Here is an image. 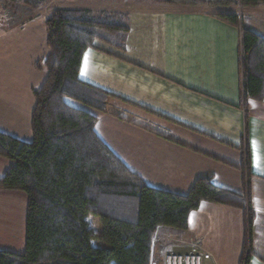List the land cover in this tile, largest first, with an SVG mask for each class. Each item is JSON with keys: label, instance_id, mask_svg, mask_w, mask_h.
Listing matches in <instances>:
<instances>
[{"label": "trees", "instance_id": "obj_1", "mask_svg": "<svg viewBox=\"0 0 264 264\" xmlns=\"http://www.w3.org/2000/svg\"><path fill=\"white\" fill-rule=\"evenodd\" d=\"M5 1L41 10L54 0ZM155 1L194 7L264 3ZM213 15L241 28L243 104L263 100L264 38L245 29L237 15ZM46 27L48 76L35 93L33 141L26 143L0 132V156L15 162L0 180V189L28 196L25 251H0V264H152L158 233L188 230L189 216L202 202L239 210L249 206L245 196L215 186L211 175L192 180L186 188L175 186L181 185L179 179H168L170 186L163 187L150 179L153 166L136 158L150 136V141L179 145L249 178V154L226 156L224 143L79 79L83 55L97 41L124 48L129 30L124 16L59 8L48 17ZM245 142L248 146L247 137ZM251 224L248 211L240 264L249 261Z\"/></svg>", "mask_w": 264, "mask_h": 264}, {"label": "crops", "instance_id": "obj_2", "mask_svg": "<svg viewBox=\"0 0 264 264\" xmlns=\"http://www.w3.org/2000/svg\"><path fill=\"white\" fill-rule=\"evenodd\" d=\"M59 8L120 14L129 29L123 49L97 41L85 51L82 82L224 143L226 156L249 154L247 178L227 164L147 137L136 158L153 166L150 179L163 187L170 186L168 179H179L181 185L175 186L186 188L192 180L211 175L215 186L246 194L250 206L239 210L202 202L190 214L188 230L158 233L152 264L169 251L185 253L194 245L211 254L205 264H240L248 211V264H264V99L243 104L241 28L213 15H237L245 29L264 38V3L238 9L155 0H54L31 10L0 0V132L26 143L33 141L35 93L48 76L46 22ZM14 166L0 156V180ZM27 214L25 192L0 189V251L24 253Z\"/></svg>", "mask_w": 264, "mask_h": 264}, {"label": "built area", "instance_id": "obj_3", "mask_svg": "<svg viewBox=\"0 0 264 264\" xmlns=\"http://www.w3.org/2000/svg\"><path fill=\"white\" fill-rule=\"evenodd\" d=\"M240 8V2H237ZM249 207V206H247ZM212 256L207 251L194 245V247L185 253L169 251L165 254L163 264H205L211 261Z\"/></svg>", "mask_w": 264, "mask_h": 264}, {"label": "rangeland", "instance_id": "obj_4", "mask_svg": "<svg viewBox=\"0 0 264 264\" xmlns=\"http://www.w3.org/2000/svg\"><path fill=\"white\" fill-rule=\"evenodd\" d=\"M236 7H238L237 6V4H236ZM215 8V7H214ZM238 9H240L239 7H238ZM245 199H246V202H247V195L245 194ZM248 201H249V199H248ZM247 206H248V203H247ZM166 254V253H165ZM165 254H164V257H165ZM164 257L160 260V262H159V264H163V262H164Z\"/></svg>", "mask_w": 264, "mask_h": 264}, {"label": "snow or ice", "instance_id": "obj_5", "mask_svg": "<svg viewBox=\"0 0 264 264\" xmlns=\"http://www.w3.org/2000/svg\"><path fill=\"white\" fill-rule=\"evenodd\" d=\"M85 59H86V62H87V57Z\"/></svg>", "mask_w": 264, "mask_h": 264}]
</instances>
